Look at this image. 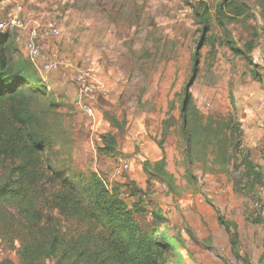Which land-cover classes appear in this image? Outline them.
<instances>
[{
  "label": "rangeland",
  "instance_id": "rangeland-1",
  "mask_svg": "<svg viewBox=\"0 0 264 264\" xmlns=\"http://www.w3.org/2000/svg\"><path fill=\"white\" fill-rule=\"evenodd\" d=\"M221 1L0 0L2 18L20 4L29 28L39 20L61 30L40 37L42 58H66L71 67L48 76L24 51L27 29L13 32L17 70L41 88L31 108L50 138L52 165L72 178L90 170L119 186L130 207L146 208L136 218L148 230L158 225L151 212L172 206L175 238L161 242V264H264V57L256 59L264 54V0H241V16L225 8L219 20ZM201 2L208 30L194 11ZM86 66L98 81L92 116L77 102L76 76ZM191 83L190 105L204 120L231 122L223 154L211 144L188 147L181 108ZM108 133L116 150L100 154ZM124 160L129 169L115 176ZM5 179L0 168V184ZM3 230L0 264H22L19 241Z\"/></svg>",
  "mask_w": 264,
  "mask_h": 264
},
{
  "label": "trees",
  "instance_id": "trees-1",
  "mask_svg": "<svg viewBox=\"0 0 264 264\" xmlns=\"http://www.w3.org/2000/svg\"><path fill=\"white\" fill-rule=\"evenodd\" d=\"M240 1L219 2L218 19L225 8L241 16ZM200 8L194 11L208 30L207 3L201 2ZM246 46L253 49V40ZM15 47L13 32L0 37V168L6 175L0 184V217L5 223L0 229L8 240L19 241L22 264H161L165 248L161 242L172 244L175 238L164 215L151 212L158 225L148 230L136 218L146 208L137 203L130 207L119 186L110 189L90 170L72 178L54 168L48 153L50 138L31 108V99L41 88L17 70ZM191 85L185 88L181 108L188 147L211 144L223 154V149L229 150L226 131L231 122L204 120L190 105ZM173 122L170 117L168 123ZM102 139L98 152L114 154L115 135L104 134ZM63 221L70 223L68 229H63ZM165 223L168 228L161 231Z\"/></svg>",
  "mask_w": 264,
  "mask_h": 264
},
{
  "label": "built area",
  "instance_id": "built-area-1",
  "mask_svg": "<svg viewBox=\"0 0 264 264\" xmlns=\"http://www.w3.org/2000/svg\"><path fill=\"white\" fill-rule=\"evenodd\" d=\"M23 7L17 4L13 12L6 18L0 17V37L8 32H15L27 29V39L24 42V50L28 56L29 61L36 67L41 68L44 76H48L52 72L61 70V68L71 67L70 61L66 58L62 59H49L42 58V49L40 46V37H58L61 35V30L53 21L39 22L34 20V25L29 28L21 17ZM263 55H257V60H262ZM46 80V78H44ZM77 102L79 107L88 115L94 114L92 106V97L98 89V81L96 74L91 66H86L78 70L77 76ZM129 162L124 160L115 169L114 175L120 176L124 171L129 169ZM105 184L111 189L112 184L104 181Z\"/></svg>",
  "mask_w": 264,
  "mask_h": 264
},
{
  "label": "crops",
  "instance_id": "crops-1",
  "mask_svg": "<svg viewBox=\"0 0 264 264\" xmlns=\"http://www.w3.org/2000/svg\"><path fill=\"white\" fill-rule=\"evenodd\" d=\"M37 16H39V14L38 13H35L34 17H37ZM82 25H80V29L81 30L84 29V27ZM78 32L80 34L83 33L82 31L81 32L78 31ZM85 32H87V31H85ZM85 32L83 34H85ZM24 55H25V53H24ZM166 209L168 210V213L164 212L163 215L169 220V223H170L171 227H173L174 226V223H176L178 217L176 216V213L174 212V208L172 206H167ZM52 264H53V262H52Z\"/></svg>",
  "mask_w": 264,
  "mask_h": 264
}]
</instances>
